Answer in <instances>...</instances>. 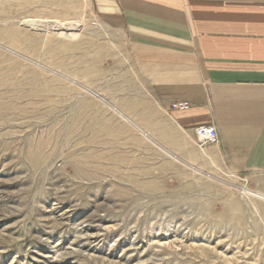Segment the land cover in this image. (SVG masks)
Instances as JSON below:
<instances>
[{
    "label": "rangeland",
    "instance_id": "374dc122",
    "mask_svg": "<svg viewBox=\"0 0 264 264\" xmlns=\"http://www.w3.org/2000/svg\"><path fill=\"white\" fill-rule=\"evenodd\" d=\"M115 24L0 0V264H264V185L164 153Z\"/></svg>",
    "mask_w": 264,
    "mask_h": 264
},
{
    "label": "crops",
    "instance_id": "0c3cea01",
    "mask_svg": "<svg viewBox=\"0 0 264 264\" xmlns=\"http://www.w3.org/2000/svg\"><path fill=\"white\" fill-rule=\"evenodd\" d=\"M91 1L128 37L164 153L213 179L263 186L264 0ZM174 102L190 109L169 112ZM198 127L218 142L199 145Z\"/></svg>",
    "mask_w": 264,
    "mask_h": 264
},
{
    "label": "built area",
    "instance_id": "2783aa9c",
    "mask_svg": "<svg viewBox=\"0 0 264 264\" xmlns=\"http://www.w3.org/2000/svg\"><path fill=\"white\" fill-rule=\"evenodd\" d=\"M190 109L189 103L186 102H174L170 104L169 112H183ZM195 135L199 145H212L218 142L217 133L212 127H198L195 129Z\"/></svg>",
    "mask_w": 264,
    "mask_h": 264
},
{
    "label": "bare ground",
    "instance_id": "6f19581e",
    "mask_svg": "<svg viewBox=\"0 0 264 264\" xmlns=\"http://www.w3.org/2000/svg\"><path fill=\"white\" fill-rule=\"evenodd\" d=\"M38 22V21H37ZM31 26H32V23L33 22H31V21H29L28 22ZM47 25V24H46ZM41 26V25H40ZM75 26V25H74ZM77 27V26H76ZM70 28V27H69ZM75 29V28H74ZM87 91V90H86ZM114 109V108H113ZM124 118V117H123ZM148 138H150V137H148ZM150 141V140H149ZM241 191H242V193L243 194H246V195H248V196H250V197H253V198H256V199H259V200H263L264 201V197L263 196H261V195H259V194H256V193H251V192H249V191H246L245 189H241Z\"/></svg>",
    "mask_w": 264,
    "mask_h": 264
}]
</instances>
